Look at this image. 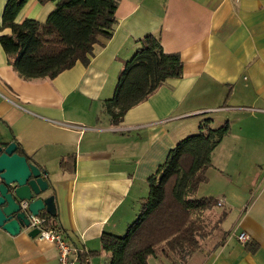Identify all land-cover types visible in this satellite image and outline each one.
<instances>
[{"label":"crops","instance_id":"obj_1","mask_svg":"<svg viewBox=\"0 0 264 264\" xmlns=\"http://www.w3.org/2000/svg\"><path fill=\"white\" fill-rule=\"evenodd\" d=\"M6 1L0 0V24ZM54 7L28 0L16 22H45ZM115 17L112 37L94 46L89 64L76 63L52 80H21L0 46V141L17 142L46 171L44 196L54 198V216L39 213L49 217L46 227L60 229L78 248L74 264H106L104 253L90 256L100 251V236L126 232L148 179L209 119L230 131L213 150L200 184L205 192L197 196L216 195L228 210L221 244L197 264H264V0H119ZM148 35L179 55L182 76L166 80L113 126L103 102ZM241 232L255 251L237 241ZM56 260L53 244L0 228V264ZM148 264L171 263L159 255Z\"/></svg>","mask_w":264,"mask_h":264},{"label":"trees","instance_id":"obj_2","mask_svg":"<svg viewBox=\"0 0 264 264\" xmlns=\"http://www.w3.org/2000/svg\"><path fill=\"white\" fill-rule=\"evenodd\" d=\"M27 2L7 0L0 24V32L9 30V34L0 35L7 65L26 82L52 80L76 63L88 65L94 46L110 39L117 23L119 0H38L40 4H55L46 21L25 19L18 23L16 17ZM181 76L179 55L165 53L159 37L148 35L122 63L113 95L103 102V112L110 124L117 126L127 111L145 102L166 80ZM229 131L228 123L211 128V120L200 122L198 133L179 141L148 179V194L139 200L136 219L128 225L126 234H102L100 251L90 256L104 253L106 264H148L150 258L160 255L171 264H186L188 258L201 252L200 241L220 225L227 211H221L217 224L207 231L204 214L217 207V200L198 197L196 192L207 180L205 173L211 167L213 150ZM17 153L32 162L18 144ZM68 158L60 160L61 170L68 168ZM40 217L49 221L45 214ZM245 249L255 251L256 245L247 243Z\"/></svg>","mask_w":264,"mask_h":264},{"label":"water","instance_id":"obj_3","mask_svg":"<svg viewBox=\"0 0 264 264\" xmlns=\"http://www.w3.org/2000/svg\"><path fill=\"white\" fill-rule=\"evenodd\" d=\"M45 170L28 162L17 153V144L0 141V228L15 236L29 225L31 216L45 214L54 216L53 196H44L48 191ZM37 229L27 232L34 238Z\"/></svg>","mask_w":264,"mask_h":264},{"label":"built area","instance_id":"obj_4","mask_svg":"<svg viewBox=\"0 0 264 264\" xmlns=\"http://www.w3.org/2000/svg\"><path fill=\"white\" fill-rule=\"evenodd\" d=\"M223 202L217 201V206L221 207ZM47 220L40 216H31L29 218V225L26 227L25 232L37 229L38 233L34 237L39 241H46L53 244L57 250L56 264H74V259L79 254L78 248L69 245L63 232L60 229L46 227ZM236 239L241 244H246L249 241V236L241 232L236 235Z\"/></svg>","mask_w":264,"mask_h":264},{"label":"rangeland","instance_id":"obj_5","mask_svg":"<svg viewBox=\"0 0 264 264\" xmlns=\"http://www.w3.org/2000/svg\"><path fill=\"white\" fill-rule=\"evenodd\" d=\"M211 128H215V127L213 125H211ZM197 133H198V130H197V132H195L193 134H190V136L195 135ZM251 176H252V174H251ZM205 177H206V173H205ZM206 179H207V177H206ZM206 181L204 182V184L206 183ZM214 184H216V183H214ZM197 190L198 191L196 192V196L198 195V193H204L205 192V190H202V185ZM203 197H205V196H203ZM208 197H212V198H214L216 200L218 198L216 195L208 196ZM227 210L228 209L226 207L217 206V207H214V209L212 211L205 213L204 214V224H205L206 230L208 231L211 228V226L216 223V220H217V218L219 216V213H221V211H227ZM226 216H224L222 218L223 220L220 223L221 226H222V223L224 222V220L227 219ZM228 222H229V220H227V222H226L227 225H228ZM220 225L219 226L216 225L217 228H215L211 232L210 236L207 239H205L203 241H200V245H201L202 251L201 252H196L194 255H192L190 258H188V260H187L188 262H186V264L189 263L192 260V258H195L194 259V264H197L198 262H200L202 260V258L204 257V255L206 254V252L211 251L214 248V246L216 244H218L223 239L224 233L221 231V226ZM222 228H223V226H222ZM125 234H126V232H124L121 235L124 236ZM122 236H119V237H122Z\"/></svg>","mask_w":264,"mask_h":264}]
</instances>
